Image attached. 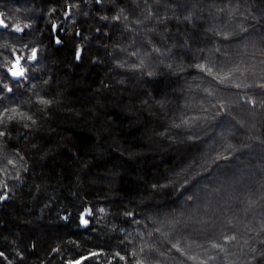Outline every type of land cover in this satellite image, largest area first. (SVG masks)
Instances as JSON below:
<instances>
[{"label": "trees", "instance_id": "obj_1", "mask_svg": "<svg viewBox=\"0 0 264 264\" xmlns=\"http://www.w3.org/2000/svg\"><path fill=\"white\" fill-rule=\"evenodd\" d=\"M0 17V264H264V0Z\"/></svg>", "mask_w": 264, "mask_h": 264}, {"label": "snow or ice", "instance_id": "obj_2", "mask_svg": "<svg viewBox=\"0 0 264 264\" xmlns=\"http://www.w3.org/2000/svg\"><path fill=\"white\" fill-rule=\"evenodd\" d=\"M0 27H3V28H7L8 25L5 24L3 22V20H0ZM24 29L21 28L19 25H16L14 28H13V31L19 33V32H22ZM15 55V54H14ZM36 58V52L35 50L32 51L31 53V56L28 58V59H31V60H34ZM24 57L23 56H16L15 57V60L14 62L12 63V67L8 69L9 71V74L14 78V79H17L19 80L20 78H22L24 76V73H25V69L23 67H21V60H23ZM262 88H264V84L260 85ZM8 92H11L12 91V88H9L7 87V85L4 86ZM3 135V132H0V136ZM90 214V213H89ZM83 224L85 226H87L88 224V221L87 220H83L82 221ZM3 253H0V256H2ZM92 255H97V253H92ZM121 259H123V257H121ZM74 264H80L79 261H76L74 262Z\"/></svg>", "mask_w": 264, "mask_h": 264}, {"label": "water", "instance_id": "obj_3", "mask_svg": "<svg viewBox=\"0 0 264 264\" xmlns=\"http://www.w3.org/2000/svg\"><path fill=\"white\" fill-rule=\"evenodd\" d=\"M0 20H1V17H0ZM0 28H1V29H4L3 27H0ZM16 56H17V55L14 56V60H15V57H16ZM20 66H21V65H20ZM11 67H12V65L10 66V68H11ZM25 73H26V70H25ZM25 73H24V75H25ZM8 74H9V71H8ZM9 76H10V79H11V80H13V81H18L17 79H14L10 74H9ZM23 77H24V76H23ZM23 77H22V78H23ZM20 79H21V78H20ZM20 79H19V80H20ZM83 220H84V219H81V222H80L82 228L85 227V225H84L83 222H82Z\"/></svg>", "mask_w": 264, "mask_h": 264}, {"label": "rangeland", "instance_id": "obj_4", "mask_svg": "<svg viewBox=\"0 0 264 264\" xmlns=\"http://www.w3.org/2000/svg\"><path fill=\"white\" fill-rule=\"evenodd\" d=\"M11 65H12V63H11ZM11 65H10V66H11ZM10 66L8 67V69L10 68ZM84 215L86 216V214H84ZM87 215H88V214H87ZM85 216H83V217H85ZM84 220H86V219L84 218Z\"/></svg>", "mask_w": 264, "mask_h": 264}, {"label": "flooded vegetation", "instance_id": "obj_5", "mask_svg": "<svg viewBox=\"0 0 264 264\" xmlns=\"http://www.w3.org/2000/svg\"><path fill=\"white\" fill-rule=\"evenodd\" d=\"M21 67H23V66H22V62H21Z\"/></svg>", "mask_w": 264, "mask_h": 264}]
</instances>
